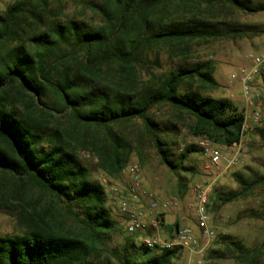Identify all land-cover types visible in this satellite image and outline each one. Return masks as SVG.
<instances>
[{"label":"trees","instance_id":"1","mask_svg":"<svg viewBox=\"0 0 264 264\" xmlns=\"http://www.w3.org/2000/svg\"><path fill=\"white\" fill-rule=\"evenodd\" d=\"M83 3L100 24L64 14L63 0H15L0 13V209L17 224L15 233L0 236V264H90L96 245L119 226L106 206L104 186L77 153H93L106 176L119 175L130 155L121 129L134 121L142 123L185 197L181 172L194 176L185 163L201 149L188 144L174 153L166 133L176 127L160 129L154 108L170 107L195 139L228 148L239 144L243 113L230 99L203 94L216 85L214 64H187L188 47L263 35L257 26L229 29L213 12L219 7L258 14L264 6L247 0ZM157 51L183 62L155 74L149 69L160 63L149 57ZM139 70L146 71V81ZM236 181L238 191L211 194L215 209L248 197L264 177ZM63 211L78 223V233L59 224ZM162 227L172 236L179 224ZM125 251L119 264H172L181 250L137 247L127 236Z\"/></svg>","mask_w":264,"mask_h":264},{"label":"rangeland","instance_id":"2","mask_svg":"<svg viewBox=\"0 0 264 264\" xmlns=\"http://www.w3.org/2000/svg\"><path fill=\"white\" fill-rule=\"evenodd\" d=\"M15 0H0V13ZM86 0H63L64 14L75 18H83L91 25L101 23L98 14L85 7ZM251 5L264 6V0H247ZM204 8V6H202ZM206 13V11H203ZM215 20L224 21L226 27L243 28L257 26L264 30V11L258 14L243 13L236 9L214 10ZM83 14V15H80ZM264 51V34L236 38L234 40H217L205 44L190 43L188 47L189 57L186 63L193 65L199 62L210 61L214 64V80L216 85L212 89L204 91V95L213 98H227L242 112L245 108L242 89L238 81L230 79L232 74H237L243 67L250 66L249 55L262 54ZM157 54V55H156ZM150 60L157 58L160 67L156 66L149 71L159 74L175 69L182 64V59L168 57L164 51L150 55ZM140 81L148 79L145 70H139ZM262 83V82H261ZM264 108V85L258 89ZM151 116L158 123L159 128L175 126L174 133H166L171 142L174 153L179 154L185 145L200 143L202 140L191 137L184 123L176 119V114L168 106H159L151 111ZM122 137L130 148L128 164L137 163L141 168L142 188L154 193L161 201H172V210L164 214V225L188 226L198 237L194 222V203L190 197V191L194 185H206L212 182L211 169H204V160L199 154L190 156L185 166L191 168L194 176L181 172L187 182V192L184 198H180L177 179L161 164L152 144L144 135L140 121H134L126 128L121 129ZM212 148L224 156L237 155L238 164L226 171L213 182L212 193L219 195L228 194L239 190L236 181L241 177L247 181H258L264 177V135L261 136L255 130L247 131L240 147H224L211 144ZM78 158L91 171L92 179L103 184L106 194V206L111 218L118 223L116 231L109 233L101 244L96 245V257H90V264H119V260L126 253L127 234L124 229V218L119 213L114 200V188L126 187L128 179L119 175L108 177L98 166L97 157L86 150L79 149ZM210 227L215 232V238L205 244L199 238V246L192 252L181 250L179 257L172 264H264V184L254 189L251 195L237 201L228 203L218 209L209 204ZM64 231L78 233L80 226L66 212L60 214V223ZM17 231V224L5 208L0 209V236L13 234ZM160 236L165 238L163 227L160 228ZM141 238V235L138 236ZM225 237L226 239H222ZM136 246L139 244L135 242ZM235 244L244 247L245 253L235 249ZM133 249L128 253L134 254Z\"/></svg>","mask_w":264,"mask_h":264},{"label":"built area","instance_id":"3","mask_svg":"<svg viewBox=\"0 0 264 264\" xmlns=\"http://www.w3.org/2000/svg\"><path fill=\"white\" fill-rule=\"evenodd\" d=\"M250 66L241 68L237 74H232L230 79L238 81L242 89L245 108L243 124L240 132V147L247 131L254 129L264 130V108L257 88L256 81L264 85V51L262 54L248 57ZM201 156L204 160V169L213 176L211 183L196 184L190 191L194 203V222L197 235L188 226H179L172 236L162 238L160 228L164 221V214L172 210V201H161L153 192L142 188L141 168L137 163L128 164L119 173V176L128 179L126 187L114 188V200L119 213L124 218V229L127 236L132 237L139 246L148 249H174L192 252L199 246V238L208 244L215 238V232L210 227L209 202L212 194V185L215 180L226 173L227 170L238 164L237 155L224 156L214 150L211 143L202 140L198 143ZM103 185V184H102ZM141 235V238L138 236Z\"/></svg>","mask_w":264,"mask_h":264},{"label":"crops","instance_id":"4","mask_svg":"<svg viewBox=\"0 0 264 264\" xmlns=\"http://www.w3.org/2000/svg\"><path fill=\"white\" fill-rule=\"evenodd\" d=\"M261 85H263V84L260 81H256L254 86L258 89Z\"/></svg>","mask_w":264,"mask_h":264}]
</instances>
